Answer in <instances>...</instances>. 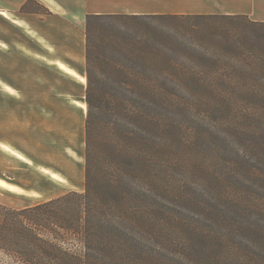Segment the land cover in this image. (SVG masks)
Masks as SVG:
<instances>
[{
    "label": "trees",
    "instance_id": "1",
    "mask_svg": "<svg viewBox=\"0 0 264 264\" xmlns=\"http://www.w3.org/2000/svg\"><path fill=\"white\" fill-rule=\"evenodd\" d=\"M193 17L240 16L85 17L84 190L0 203V256L264 264V22L225 34L218 60L147 23L134 40L100 34L107 19ZM195 63L211 66H183Z\"/></svg>",
    "mask_w": 264,
    "mask_h": 264
},
{
    "label": "rangeland",
    "instance_id": "2",
    "mask_svg": "<svg viewBox=\"0 0 264 264\" xmlns=\"http://www.w3.org/2000/svg\"><path fill=\"white\" fill-rule=\"evenodd\" d=\"M27 9L42 12L41 8L33 3L29 4ZM262 9L258 11L264 12V8ZM8 19L12 17L8 16ZM249 21L251 20L243 16L227 19L222 17L147 19L136 22L128 19H107L102 21L105 25L100 28V34L117 40H134L145 32L144 24L147 23L153 29H164L175 33L192 51H208L209 60H218L221 58L218 54L224 51L222 49L227 39L225 34L234 37L244 30L247 31L245 24ZM248 32L247 34H250ZM0 33L14 41L20 38L18 31L2 20H0ZM30 33L35 36L32 31ZM84 33L85 25L81 31L85 40ZM32 45L37 48L36 44L32 43ZM19 64L23 63L12 50L6 49L0 52V76L6 78L13 76L23 88L18 91L11 82L0 78V82L4 84L10 83L7 84L10 90L0 87V174L13 179L22 188L14 192L0 189V203L12 208H23L70 191L81 193L84 190L83 150L86 114L84 104L79 105L83 109L82 112L71 103L69 106L59 104L60 100L50 89L55 84V80H58L57 77L53 73L35 68L34 70L39 72L33 71L35 73L31 75L34 78L26 81L21 75L12 72V67H17ZM183 66L200 68L211 65L195 63ZM82 69H85V62L82 63ZM98 69V64H91L94 81ZM40 79L45 81L44 85L42 81H38ZM84 81L85 78L82 82ZM75 84L80 86H75V92L84 98L86 81L83 85L77 82ZM5 140L27 151L23 153L16 150L7 143L4 144ZM55 180H60L64 185ZM0 257L11 264L10 259L3 255Z\"/></svg>",
    "mask_w": 264,
    "mask_h": 264
},
{
    "label": "crops",
    "instance_id": "3",
    "mask_svg": "<svg viewBox=\"0 0 264 264\" xmlns=\"http://www.w3.org/2000/svg\"><path fill=\"white\" fill-rule=\"evenodd\" d=\"M26 3L36 4L42 12L20 13L21 7ZM262 8L264 0H0V20L14 27L20 34V38L14 41L0 33V52L7 49L15 53L23 64L13 66L12 72L21 75L26 81L32 80L31 74L35 73L33 71L53 73L58 80L49 88L60 100L59 104L69 106L71 103L82 112L79 105L84 104V98L75 92V83L83 85L85 81H78L61 71L58 64H68L79 76H84L82 63L85 62V40L81 31L87 15H223L245 16L253 22H264V12L258 11ZM8 16L12 19H8ZM31 31L35 36L31 35ZM35 68L38 70H34ZM0 78L11 82L18 91L23 89L22 84L13 76ZM38 81H42L44 85L43 79ZM6 143L23 153L27 151L9 141L4 144ZM0 180L8 186H0V189L12 192L22 190L19 183L11 178L0 174ZM66 180L64 176V181ZM55 181L64 185L60 180Z\"/></svg>",
    "mask_w": 264,
    "mask_h": 264
},
{
    "label": "bare ground",
    "instance_id": "4",
    "mask_svg": "<svg viewBox=\"0 0 264 264\" xmlns=\"http://www.w3.org/2000/svg\"><path fill=\"white\" fill-rule=\"evenodd\" d=\"M1 44V43H0ZM68 65V64H67ZM65 64L59 63L58 66L60 68L61 71L68 73L70 75H72L75 78H79L81 81H83V76H79L78 73H76L73 69H71L69 66H67ZM0 86L5 89V90H10V86L7 84H4L3 82H0ZM12 92V91H11ZM0 186L7 188V184L3 181L0 180Z\"/></svg>",
    "mask_w": 264,
    "mask_h": 264
}]
</instances>
